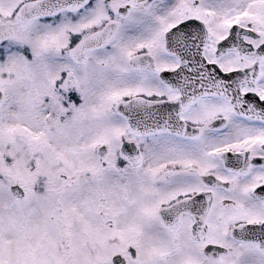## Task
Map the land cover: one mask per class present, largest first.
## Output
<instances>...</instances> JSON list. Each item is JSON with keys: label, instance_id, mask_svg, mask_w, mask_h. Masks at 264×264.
Masks as SVG:
<instances>
[{"label": "snow or ice", "instance_id": "1", "mask_svg": "<svg viewBox=\"0 0 264 264\" xmlns=\"http://www.w3.org/2000/svg\"><path fill=\"white\" fill-rule=\"evenodd\" d=\"M0 264H264V0H0Z\"/></svg>", "mask_w": 264, "mask_h": 264}]
</instances>
